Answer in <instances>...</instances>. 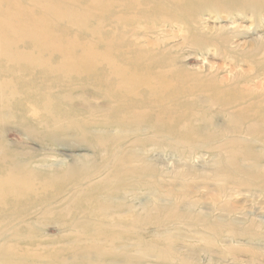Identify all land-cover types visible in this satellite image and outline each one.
<instances>
[{
    "label": "rangeland",
    "instance_id": "obj_1",
    "mask_svg": "<svg viewBox=\"0 0 264 264\" xmlns=\"http://www.w3.org/2000/svg\"><path fill=\"white\" fill-rule=\"evenodd\" d=\"M21 3L34 6L33 0ZM151 10L143 9L149 17L141 14L127 29L98 20L114 38L109 49L125 46L115 38L132 39L172 69L219 80L243 75L263 59L260 52L250 62L234 50L255 47L253 39L263 37L264 25L255 29L249 12L203 10L186 19L165 5ZM127 13L114 8L119 18ZM72 22L62 16L56 24L90 44L89 31ZM236 23L244 28L232 33ZM41 70L0 66V82L28 93L19 108L0 113V143L7 145L8 162L30 161L39 182L29 193L0 199V248H9L1 251L14 254L15 264H264V122H241L230 117L235 107L213 106L203 95L195 96L203 103L185 105L179 120L115 117L103 87L68 75L64 84L48 83L51 96L69 97L85 132L61 120L55 142L29 137L23 123L41 127L38 85L29 75L44 82ZM260 72L246 73L250 80L240 77L236 85L264 95V68ZM72 163L80 170L71 172Z\"/></svg>",
    "mask_w": 264,
    "mask_h": 264
},
{
    "label": "bare ground",
    "instance_id": "obj_2",
    "mask_svg": "<svg viewBox=\"0 0 264 264\" xmlns=\"http://www.w3.org/2000/svg\"><path fill=\"white\" fill-rule=\"evenodd\" d=\"M33 5L30 9H24L21 0H0V66H8L11 71L22 67L28 73H31L36 65L42 67L41 74L37 77L44 82H39L35 76L29 75L38 85L34 92L37 97L34 105L41 123L40 128L27 122L23 123V129L29 137L55 142L56 124L61 120L76 127L79 132H85L84 126L77 119L78 113L68 107L69 97L56 99L51 96L52 86L48 83L64 84L67 80L65 76L68 75L85 81L83 84L92 82L103 87L105 95L115 102L111 110L115 117L140 114L152 116L155 124H162L166 114H170L174 120H179L187 115L185 105L189 102L203 103L204 101L195 100L196 95H203L213 106L235 107L230 117L241 122L249 119L264 122V113H261L264 105L263 93L251 92L236 85L240 77L248 76V72H256L254 77L261 74L260 67L264 68V34L263 37L252 38L257 43L255 47L246 51L234 49L237 55H242L247 61L254 63L253 58L258 53H263L260 65L255 64V69L245 70L243 75L233 74L229 79L219 80L212 73L188 75L182 73V70L172 69L166 59L156 57L154 52L143 49L132 42V39L124 43L121 42L122 39L115 38L118 45L125 46L116 47L112 51L109 49V43L113 42L114 38H110V34L104 35L101 29L103 19L127 29L129 24L142 17L141 14L149 17L142 11L146 7L152 8L151 11H159V7L164 5L168 6L169 10H177L174 15L186 19H189L190 13L194 15L203 10L215 14L221 11H237L245 15L249 12L253 24L257 21L258 26L255 29H259L264 25L261 24L264 22V0H33ZM117 6L125 8L129 14L124 18L115 16L114 8ZM62 16L72 17L75 21L73 24L79 23L86 28L92 35L90 44L80 40L67 29L57 26L56 22ZM100 19L101 22H97ZM94 22V27L89 26ZM243 25L236 23L230 30L232 33L241 32ZM246 29L248 30L247 27ZM121 35L128 37L124 32ZM217 38L220 42H226V36ZM250 39L248 38L249 41ZM204 40L209 42L205 38ZM100 44H104V50ZM246 80H250L249 77ZM40 86H43L41 91ZM12 87L13 84L9 80L0 82V89L3 90V93H0V113L3 109L19 108L21 99L28 96L26 91H19V86L16 89ZM62 105L66 106L67 110ZM151 109L154 113L150 112ZM6 148L7 145L0 143V199L3 200L29 193L30 188L39 183L30 161L8 162ZM68 169L73 173L80 170L79 166L73 163ZM1 250L7 253L9 248L2 247ZM6 253L1 251L3 256H0V264H15V255Z\"/></svg>",
    "mask_w": 264,
    "mask_h": 264
}]
</instances>
